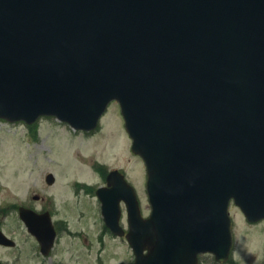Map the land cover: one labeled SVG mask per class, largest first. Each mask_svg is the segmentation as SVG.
Instances as JSON below:
<instances>
[{"label":"water","instance_id":"obj_1","mask_svg":"<svg viewBox=\"0 0 264 264\" xmlns=\"http://www.w3.org/2000/svg\"><path fill=\"white\" fill-rule=\"evenodd\" d=\"M113 99L151 212L112 171L97 190L105 225L134 264L226 260L229 201L264 219V0H0V118L90 129ZM19 214L47 255L50 217Z\"/></svg>","mask_w":264,"mask_h":264},{"label":"rangeland","instance_id":"obj_2","mask_svg":"<svg viewBox=\"0 0 264 264\" xmlns=\"http://www.w3.org/2000/svg\"><path fill=\"white\" fill-rule=\"evenodd\" d=\"M101 121L102 128L86 136L54 118H44L38 123L36 137L22 123L0 121V227L16 241L13 249L0 248L1 260H20L17 264H26L25 260L30 264H133L126 239L105 229L95 198L74 185L99 183L98 172L91 169L94 161L109 168L124 167L140 198L142 214L149 212L143 164L127 151L117 103L109 104ZM48 172L56 178L49 187L45 182ZM36 193L57 199L59 211L53 218L65 221L67 227L59 232L49 256L38 251L14 209L1 210ZM229 213L235 237L232 260L236 264L264 262V223L249 224L233 204ZM200 259L213 260L209 254Z\"/></svg>","mask_w":264,"mask_h":264},{"label":"flooded vegetation","instance_id":"obj_3","mask_svg":"<svg viewBox=\"0 0 264 264\" xmlns=\"http://www.w3.org/2000/svg\"><path fill=\"white\" fill-rule=\"evenodd\" d=\"M35 125H36L35 129H36V132H37L38 123L35 124ZM82 133L84 135H86V136H91L92 135V134H88L89 132L88 133L87 132H82ZM91 169L94 172H96V171L98 172V176H99L100 181H99V183L94 185V187L91 188V190L93 192L92 191H88V190H86V192L89 193L92 197L95 198L98 211H99V213H101L102 201L97 196L96 190L98 188H101V187H103V188H106V187L110 188L111 187V185H108L106 177H107L108 172L112 168H109V167H106V168L105 167H95V165L93 164V165H91ZM117 169H119L124 174L126 180L128 181V183H130V181L128 180L127 175L125 173V168L124 167H118ZM51 173H53V172H51ZM55 179L56 178L54 176V182H55ZM54 182L51 183V184H47V183L46 184L49 187L51 185L53 186ZM76 184H77V182L74 183V185H76ZM59 205H60V203H58L57 199L53 195L46 196L45 194L36 193V194L31 195L30 198H26V200H24L23 202H19L17 204H8V205L6 204L5 206H2L3 209H1V210H2V212H5L6 208H12L18 214V209H19V207L22 206V207H26L28 209H31L34 212L39 213V214L46 213L47 215H49L52 218L54 227H55V229H56V231L58 233L59 231L62 230V227L66 228V224H65L64 221L53 219V217L58 214L59 208L57 206H59ZM121 207H122V212H123L125 210L123 202L121 203ZM18 219L21 222L20 218H18ZM6 235H8V234H6ZM10 237H12V236H10ZM0 248L11 249V248H14V247H8V246H1L0 245ZM37 249L39 251L38 244H37ZM0 261H1L2 264H17V261H20V260H12V261H10V260H0ZM25 262H26V264H30V263L27 262V260H25ZM197 264H236V262H235V260H228L226 262H220V261H217V260H198ZM260 264H264V262L262 261Z\"/></svg>","mask_w":264,"mask_h":264}]
</instances>
